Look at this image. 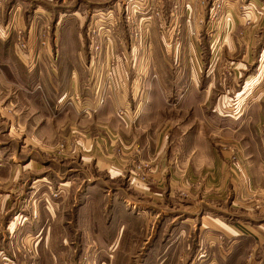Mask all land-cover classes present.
I'll use <instances>...</instances> for the list:
<instances>
[{
    "label": "crops",
    "instance_id": "obj_1",
    "mask_svg": "<svg viewBox=\"0 0 264 264\" xmlns=\"http://www.w3.org/2000/svg\"><path fill=\"white\" fill-rule=\"evenodd\" d=\"M241 1L257 2L263 12H231L227 48L233 45L241 53L238 59L232 56L228 87L211 73L204 84L202 75L192 72L182 78L178 99H172L173 91L158 88L159 72L140 71L151 58L139 59L141 69L122 75L93 115L74 107L61 112L51 106L53 94L49 104L26 76L7 75L3 65L16 71L17 64L38 66L46 60L35 41L21 57L11 39H1L0 101L6 105L0 108V128L18 123L36 150L58 166L51 164L56 177H43L40 185L58 188L61 198L55 201L45 190L40 201L51 199L40 205V212L46 215L42 220H67L68 231L46 233L40 264H55L54 258L59 263L64 254L69 264H264V86L250 88L249 79L259 74L245 71L264 54V0ZM17 23L30 34L37 32L34 19ZM173 109H180V115H173ZM5 132L12 139V129ZM65 140V149L50 152ZM181 192L190 198L183 199ZM230 196L228 215L250 220L218 215L219 200ZM251 199L254 206H249ZM161 221L175 229L157 235ZM63 236L64 251L57 249ZM161 239L168 243L159 252L154 244ZM203 241L209 248L201 252ZM160 255L154 263L152 258Z\"/></svg>",
    "mask_w": 264,
    "mask_h": 264
},
{
    "label": "rangeland",
    "instance_id": "obj_2",
    "mask_svg": "<svg viewBox=\"0 0 264 264\" xmlns=\"http://www.w3.org/2000/svg\"><path fill=\"white\" fill-rule=\"evenodd\" d=\"M17 12H22L19 19ZM231 12L242 16L258 15L263 9L257 2L241 0H0V41L11 39L15 44L22 31L32 44L35 41L41 46L36 51L46 60V64L38 66L17 64L16 71L4 65L3 68L10 77L18 79L23 75L29 79L28 83L33 81L31 86L36 92L42 91L44 100H49L53 94L55 100L51 106H56L57 110L65 112L74 107L91 115L111 97L108 93L112 94L122 75L130 76L133 70L141 67L143 73L147 68L161 74L158 88L173 91L172 99H178L179 90L184 88L182 78L192 72L201 74L204 84L211 73L226 88L229 78L234 75L232 56L238 59L241 53L240 48L234 49L233 45L230 50L227 48ZM23 19L28 24L34 19L37 32L30 34L17 23ZM237 35L240 38L243 32ZM1 56L2 53L0 62ZM48 58L52 60L49 62ZM147 58H151L150 65L139 67L136 63ZM245 71L259 74V77L249 79L247 85L252 84L250 88H256L258 84L264 86V54L258 65L254 63ZM40 76L45 86L37 81ZM247 85L245 87H249ZM28 91H31L29 94L33 92L29 85ZM47 102L50 104L51 100ZM3 105L6 100L0 101V108H5ZM179 110L173 109V115L179 116ZM0 116L2 118V114ZM10 129L12 139L6 137L5 131ZM0 130V264H40L39 249L46 233L50 235L54 229L66 235L68 231L64 224L67 220H45V212H40V205L51 199L40 201L46 195L45 190L55 201L61 196L57 193L58 188L40 185L43 177L48 180L56 177L50 169L54 162L49 159V154L45 156L36 150L34 143H30V133L27 136L18 123L7 122ZM66 147L67 140L49 150L61 152ZM180 195L183 199L190 198L188 193L181 192ZM232 200V196L228 200H219L218 215L224 220H250L228 215L231 213L227 205ZM248 203L254 206L257 202L251 199ZM58 211L60 214L66 212L62 207ZM202 211L204 215L209 213L207 207ZM186 216L193 217L192 213ZM56 222L59 223L54 225ZM174 227L162 225L161 221L157 235L165 229L174 230ZM105 228L106 231L109 229L107 225ZM62 243H66V236L61 237L57 245V249L64 251ZM155 243L154 248L161 252L168 242L163 243L161 239ZM150 245L147 247H152ZM200 248L203 252L209 245L203 241ZM69 259L64 254L59 263L56 258L53 261L69 264ZM152 260L160 262L161 255Z\"/></svg>",
    "mask_w": 264,
    "mask_h": 264
},
{
    "label": "built area",
    "instance_id": "obj_3",
    "mask_svg": "<svg viewBox=\"0 0 264 264\" xmlns=\"http://www.w3.org/2000/svg\"><path fill=\"white\" fill-rule=\"evenodd\" d=\"M43 45H46L45 42H42ZM32 43L30 42V39H26L22 31H19L16 42H15V49L17 53L21 57H26L28 55V52L31 50Z\"/></svg>",
    "mask_w": 264,
    "mask_h": 264
}]
</instances>
